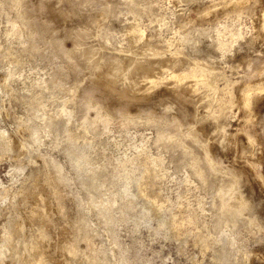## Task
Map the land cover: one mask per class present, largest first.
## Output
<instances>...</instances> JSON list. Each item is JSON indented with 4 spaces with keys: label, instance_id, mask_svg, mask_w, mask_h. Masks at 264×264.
I'll list each match as a JSON object with an SVG mask.
<instances>
[{
    "label": "rangeland",
    "instance_id": "rangeland-1",
    "mask_svg": "<svg viewBox=\"0 0 264 264\" xmlns=\"http://www.w3.org/2000/svg\"><path fill=\"white\" fill-rule=\"evenodd\" d=\"M89 2L46 1L47 9L53 17H58L55 23L60 25L59 30L56 25L47 29L37 19L34 25L25 23V5H30L29 12L36 14L41 5L39 0H0V131L6 129L15 142L22 145V148H11L0 141V261L57 264L52 254H57L64 234L68 232L65 220L59 222L58 230L43 229L54 239L50 246L40 244L41 240L36 239L38 231L25 236L17 226L22 215L17 209L16 191L26 190L35 180L41 179L47 168L45 160H48L50 165L60 169L64 178L57 188L60 203L65 205L64 211L78 220L84 238L92 235L100 241L99 248L104 252L98 257L76 241L74 249L67 252L68 255L65 253L63 263L59 264H264V144L256 140L248 145L245 141L250 134L254 137L253 132H249V124L255 130H264V108L261 105L264 81L248 76L249 70L255 73L264 68V40H255L254 36L264 11V0H249L246 9L234 12L223 11L221 0ZM212 9L218 14L214 18ZM206 10L211 12L202 19L200 16ZM58 11L70 17L71 34L63 44L65 51L72 48L76 38L83 36L78 23L93 21L101 30L87 33L88 46L99 45L106 54L120 50L123 55H134L136 63L130 69L133 74L147 72L146 62L154 60L158 64L162 62L163 67L149 75L164 83H170L176 72L204 71L206 81L200 86L195 97L197 106H194L222 118V123L228 125V133L242 137L237 145L240 159L235 157L236 162L229 163L228 160L235 154L232 149L226 150L224 155L219 145L213 147H217L223 160L229 161H224L228 170L234 163L249 166L250 174L242 178L240 186L252 202L251 209L247 210L250 222L242 219L233 225L230 213L217 222L219 210L214 201L218 194L217 180L220 179L205 185L185 160L177 162L174 154L178 148L173 139L167 137L169 122L162 117L163 113L157 115L156 121L148 119L154 111L171 110L164 108V104L152 106L150 101L144 102L143 97L136 98L133 91L126 94L119 90L116 81L100 79L98 86L103 91L116 93L111 96L113 98L98 94L105 108L120 105L117 101L123 96L126 101L122 103V110L127 109L137 116L132 123L117 119L101 129L94 127L91 116L69 102L72 85L78 79L82 80L81 73L78 75L79 70L65 69V84L60 86L53 82L59 66H65L68 61L67 56L65 58L60 53L55 57L57 55L51 51L54 49L50 45H40L33 38L38 29H47V34L64 31ZM29 26L34 30L31 31ZM129 29L133 34H126ZM160 46L163 51L158 54ZM37 48H42L41 52ZM243 56L246 57L242 59ZM130 72L119 73L117 82L126 83L128 88ZM94 79L97 78H87L86 81ZM148 82L143 81L140 86H146ZM190 86L186 88L188 92L192 89ZM242 91L253 98L248 96V111L239 105L237 95ZM206 105L211 108L207 109ZM188 112H193V106L190 105ZM189 123L181 126L179 135L188 131ZM196 125L206 137V130ZM160 130L164 131V138L159 140ZM244 132L250 134L246 136ZM143 156H151L144 168L137 164ZM228 182L223 181L224 184ZM45 204L50 207L53 202L48 199L43 202ZM258 223L263 227L259 228ZM15 226L16 230L12 232L11 227ZM7 237L12 238L9 250L5 246ZM29 238L31 241L36 239L37 249L41 248L30 263L23 258L24 244ZM233 239L245 243L242 241L244 245L232 250L229 247Z\"/></svg>",
    "mask_w": 264,
    "mask_h": 264
},
{
    "label": "bare ground",
    "instance_id": "bare-ground-1",
    "mask_svg": "<svg viewBox=\"0 0 264 264\" xmlns=\"http://www.w3.org/2000/svg\"><path fill=\"white\" fill-rule=\"evenodd\" d=\"M46 1H49V0H39L41 5H40V9L37 10L36 14H34L35 12L33 14L29 12L28 9H30V8H28V7H30V5H25L24 10H25L26 14H24L25 15L24 19H25L26 24H27V22H29L30 24L33 23V25H34V21H36V19H37V21L42 22L47 29H50V28H48V26H50V25H54V26L56 25L55 22H57L58 17L54 16L55 17V19H54L52 13H50L51 11L48 10L47 9L48 7H46V5H45ZM89 1L90 0H88V2ZM248 1L249 0H221V2H220V0H219V2L222 4L221 6H223V11H231L232 10V12H234L233 10H235V11L239 10L240 11V9H241V11H242L243 8L246 9V7L248 6ZM83 2H84V0H83ZM58 5H59V3H58ZM213 6H215V5H213ZM215 7H214V9H215ZM56 8L59 9L60 7L57 6ZM107 8H108V6H107ZM216 9H218V8H216ZM219 9H220V7H219ZM212 11H214V12H212L211 16H212V18H214L217 13H215V10H213V9H212ZM209 12H211V11H209V10L204 11V13H202V15L200 17L202 19L206 18V16L209 14ZM262 12L263 13H262L261 19L259 18L260 22H259L257 32L254 35L255 40H256V38H258L260 40L261 39L264 40V11H262ZM221 14H222V12H221ZM58 15H60V19H61L60 22L63 23L65 26L64 31L62 29V31H63L62 33L60 32V34H57L54 32L52 34H47V32H46L47 29L36 30L37 28L35 29L36 30L35 33H33V32H31V33H33L34 40L36 42H39L40 45H50L54 49L51 51H53V52L55 51V54L57 55L55 57H58V55L60 53H63L64 57H65V55L67 56L68 61L66 62L65 66H64V64H63V67L59 66L60 69L58 71H56L57 73L54 77L53 82L59 84L60 86L65 84V82H66L65 81L66 75H64L65 69H70V70H75V71L79 70L78 75H80L79 73H81L82 80L80 78L78 80H81V81L78 82V80H77V83L72 85L71 91L73 92V94L69 98V102L73 103L74 105H76L80 109H82L85 112V114H87V116H91L92 122H94V124H95L94 127L101 128V129L104 126L106 127L107 124H109L110 122L116 121L117 119H122V120L124 119L123 121H126L128 123H132L135 121L137 116L135 114H132L129 111H126L127 109L122 110L123 107H121V106L124 105L122 103H124V101H126L124 98L122 99L123 96L122 97L119 96L120 98H118L117 102L120 105H118V106L115 105L113 107V109H111L109 106H108V109L105 108V106L103 105V100L101 101L102 97L99 98L100 95H98V94H103L102 95L103 97H111V96H116V93L114 94L113 91H111V90L109 92L103 91V89H101L100 86H98L101 83L100 79H104L106 81L110 80L113 83H115V81H116V86L118 87L119 90H121L122 92H124L126 94L133 91L132 94L136 98L143 97V101L144 102L150 101L151 102L150 104L152 106L164 104L165 105L164 108H167V110L171 109L170 111H168L169 113L167 111L163 112L162 110L158 113H156V111H154L153 113L151 112L153 115L151 117H148V119L151 121H156L158 119L157 115L159 113L160 114L163 113L162 117H164V119H166V121L169 122L168 128L166 129L168 131L167 137H169L170 139H173L175 146L178 148V151H176V153L174 152L175 153L174 158L176 159L177 162L180 163L181 161L185 160L186 164H188L190 167L193 168L195 175L200 177L204 181L205 185H209V184L213 183V181L215 182V180H217L218 178L220 179V181L217 180L216 186H218V189H217L218 194H217L216 199L214 201V205L219 210V213L216 214L217 222L218 223L221 222L222 221L221 217H223L224 215H226L228 213H230L229 219L233 222L232 223L233 225H237L239 223V221L242 219H247L250 222V218H248V215H247V210L251 207L252 202L250 200V197L247 195L245 189H242L240 186V182L242 181V178H244V176L246 174H250L249 169L247 170V168H249V166L246 168L241 163L236 165V163L232 162L234 164L229 168V170H230L229 171L228 166L224 165V161H227V162L230 161L229 163H231V161H235V162L237 161V158H235V157H239L238 151H237V145L241 141L242 137L238 136L239 134L236 135L237 133L236 134L230 133V132L228 133V127H227L228 125L226 126L225 123H222V121H221L222 118H220V117L217 118L218 116L214 117V116H212L213 114H209V112L207 110L201 111L199 109V107H196L197 106L196 105V98H197L196 96L198 95L200 86L206 81V79H205L206 77H204V71H202L201 73H198V71L197 72H195V71L191 72L190 71L189 73H185V72L183 73V71H182V73L176 72L172 76V81L170 83H168V82L164 83V81L162 82L158 78L154 79V78L150 77V75H149V73L159 72L163 67V65L161 64L162 62L160 64H158V62L155 63V60H154V61L146 62L147 63L146 64L147 72L141 71L137 74H133L130 72V69L136 63L134 60V57H133L134 55L133 56L132 55L131 56L123 55L120 50H119V52H116V53L106 54V52L104 50H102L99 45H97V46L94 45V47L88 46L89 42H87V41L89 38L86 37L87 33H89L91 30L97 29V26L94 24L93 21H81L80 23H78L79 32L83 33V36L81 35L82 37L76 38L74 40V44H73L72 48L69 51H65V49L63 48V44L65 42L66 37L68 38L71 34L70 29H69L70 17L66 16L65 14H63L60 11H58ZM67 15H69V14H67ZM107 15H109V14H107ZM105 18H106V16H105ZM96 22H97V20H96ZM30 26H29V28L33 27V26L30 27ZM59 26L60 25H56L57 28ZM57 28H56V30H57ZM131 29L126 31L127 35L133 34ZM30 30L33 31L34 29L32 30V28H31ZM100 30H101V28H100ZM100 30L97 29L98 32ZM203 30H205V29L203 28ZM204 32H202L203 35H204ZM74 34H75V32H74ZM142 37H143V35H142ZM211 37L213 38V36H211ZM154 39H153V41H154ZM139 40H140V38H139ZM214 41L215 40H213L212 42H214ZM248 41H251V39ZM148 42H149V40H148ZM162 45L164 46V44H162ZM151 46H148V47L151 48ZM157 48L158 47H156V49ZM49 49H47V50H49ZM36 50L40 51V50H42V48H37ZM66 50H67V48H66ZM162 51H163V47L161 48V46H160L158 49V54L162 53ZM165 51H166V49H165ZM49 54L50 53H48V55ZM52 57L54 60V56H52ZM155 57L157 58L158 56H156V54H155ZM245 57L246 56H243L241 58L243 59ZM148 60H151V59H148ZM175 60H176V58H175ZM168 62L170 63V61H168ZM172 63H175V62L172 61ZM180 63H179V65H180ZM247 63H248V68H250L251 67L250 61H248ZM172 65H174V64H172ZM195 66H197V65H195ZM208 66L210 67V64ZM195 70H197V69H195ZM198 70H199V68H198ZM123 72H130L132 75V76L128 75L130 78V81H129L130 85L128 86V88L126 86V83L120 84L116 80V77H118L119 73H123ZM206 72L208 73L209 71H206ZM214 74L215 73H213V75ZM78 75H77V77H79ZM171 75H172V73H171ZM249 75H250V77H254V78L257 77L258 80L260 79L263 82L264 81V68L262 70L257 69V71L255 73H253L252 70H249L248 76ZM246 76H247V74H246ZM68 77H69V75L67 76V78ZM91 77H96L97 79L89 80L87 82L86 79L87 78L90 79ZM207 78H209V77L207 76ZM247 78H249V77H247ZM163 79H165V78H163ZM143 81L144 82L149 81V82L146 84V86H140V84ZM75 82H76V80H75ZM251 82H252V80H251ZM257 82L258 81H256V84H257ZM188 85H191L190 87H192L190 92H188L186 89V88H188L187 87ZM205 85H207V84L205 83ZM252 86H253V84H252ZM262 87L264 89V86H262ZM81 88H83V89L81 90ZM257 88H256V90H257ZM259 90H261V89H259ZM261 92H262V90H261ZM256 94H257V92H256ZM248 96H247V94H244L243 91H242V93H240L239 96L237 95V97H239L238 100H239L240 108L243 109L244 111H246V110L248 111V108H249L250 100H248ZM249 97H251V99L253 100L252 95ZM111 98H113V97H111ZM255 98H257V97H255ZM117 102H116V104H117ZM141 104H142V102H141ZM147 104L149 105L148 102H147ZM190 105L193 106V112H191V113L188 112ZM194 105H196V106H194ZM261 105L264 108V96L261 99ZM209 107L207 106V109ZM175 111H177V114H174ZM210 112H211V110H210ZM212 113H213V111H212ZM245 113H247V112H245ZM215 115H216V113H215ZM162 117H160V118H162ZM247 117H248V115H247ZM247 117H244V119ZM191 118H192V121H190ZM248 121H246V122H248ZM184 123H189L190 126L188 128V131L182 133V135H179L180 128ZM248 123H250V122H248ZM196 124H199V126H202L206 130V137L204 136L205 135L204 133H203L204 134L203 135L199 132V129H198ZM96 128H95V130H96ZM255 129L252 127L251 124H249V132H253L254 137H251L250 133L247 134V135L250 134V136H247L246 133L244 132L245 135L247 136V138H245L246 143L248 145L249 144L252 145L256 140L257 141L259 140V142L261 144H264V130H262L263 131L262 132L261 129H260V131L255 130ZM0 132H1L0 141H3V143H6L11 148L13 146H17L18 148H22V145L17 144V142H15V139L11 136L12 134H9V132H7L6 129H1ZM163 138H164V131L160 130L159 134H158V139L160 140ZM214 144H216V146L219 145L218 147L221 149L220 151H222L223 154L225 153L226 150H229V149L230 150L232 149V151H234L235 154L233 155V157L231 155L229 156V152L227 151L228 156H229L228 157L229 161L226 160V158H225V160H223L224 157L221 158L222 156L219 154L220 151L217 150V147L216 148L213 147ZM241 144H242V142H241ZM238 148H239V146H238ZM226 156H227V154H226ZM150 157L151 156L140 157V159L137 161V164L140 165V167H143V168L146 167L147 161H148V159H150ZM239 159H240V157H239ZM239 159H238V162H240ZM45 164L47 165L46 166L47 168L45 169V173L41 179L35 180L33 182L32 186L30 188H27L26 190L16 191V194L18 195L17 196V202H16L17 203V209L20 211V213L22 215L20 218V222H18V224H17V226H19L18 228H20V231L25 236H30L32 231H38L39 233L37 234L36 239L38 238L41 240L40 244L50 246L51 243L54 241V239L52 237H50L49 235H47L46 233H44L43 229L47 228V229L51 230L52 232L55 230H58L59 229V222L61 220H65L69 226L68 232H66L64 234L65 237L63 238V244L60 248H58L56 250L57 254H52V255H54L53 258L57 261V264H59L58 262L63 263V261H62V257H64L63 255H65V253L67 254V252H70L74 249V243H76V241H79V243H81V246L86 251H88L92 254H95L98 257L101 256L104 252L99 248L100 241L95 240V238L92 235L86 236L84 238L82 236V228H81V225L78 222V220L71 218L70 215H67V213L65 212L66 210L64 211L65 205L60 203L61 197H58L59 195L57 194V188H58L59 182H62L64 180L63 176L61 175L60 169L53 166V165H50V162L48 160H45ZM249 176H251V175H249ZM252 176H253V174H252ZM252 176H251V180L253 179ZM224 180H228L229 181L228 184H224L223 183ZM255 180H256V178H255ZM63 183H65V182H63ZM48 199H50L53 202V204L50 207H46V204L43 205V202L44 201L47 202ZM49 205H50V203H49ZM258 225H259V228L263 227V225H261V223H258ZM237 227H239V226H237ZM15 228H16V226L11 227V231L12 232L15 231L16 230ZM56 234L58 235L59 233L56 232ZM81 236L83 237V239L81 238ZM35 240L31 241V239L29 238L24 244L25 245V247H24L25 251L23 254V258L25 260H27L29 263L31 262V258L37 253V250L41 249V248L37 249V244H36ZM242 241L243 240L240 241L239 239H233V241H231V243H230L229 248L232 250H235V249L237 250V248L239 246L244 245V244H242ZM5 242H6V244H5L6 250H9L12 246V238L7 237ZM47 248L49 249V247H47ZM96 248L98 250H96ZM53 252L55 253V251H53ZM41 253H42V251H41ZM48 256H50V255H48ZM32 260H33V258H32ZM51 260H53V259H51ZM55 260H53V261H55ZM41 261H42V259H41ZM40 263H42V262H40ZM0 264H9V263L7 260H3V261H0ZM64 264H65V262H64Z\"/></svg>",
    "mask_w": 264,
    "mask_h": 264
}]
</instances>
